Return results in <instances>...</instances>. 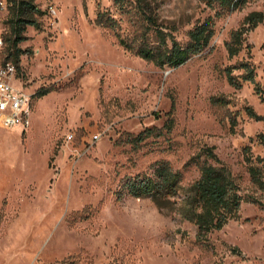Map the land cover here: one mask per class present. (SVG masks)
<instances>
[{
    "label": "rangeland",
    "instance_id": "374dc122",
    "mask_svg": "<svg viewBox=\"0 0 264 264\" xmlns=\"http://www.w3.org/2000/svg\"><path fill=\"white\" fill-rule=\"evenodd\" d=\"M34 4L45 15L35 16L39 29L27 27L13 82L32 97L31 127H0V264H264V190L246 163L250 155L264 172V24L247 35L238 56L226 48L243 19L264 10V0L220 15L200 0H156L158 22L182 44L214 19L209 46L174 69L125 51L97 25L98 12L108 10L123 37L134 32L113 0ZM247 61L256 82H243L235 70L242 83L233 87L226 70ZM43 89L50 90L38 95ZM206 148L255 203L244 202L237 219L199 240L181 210L185 189L200 177L191 160ZM158 161L183 174L163 210L124 189L126 178L150 173Z\"/></svg>",
    "mask_w": 264,
    "mask_h": 264
},
{
    "label": "trees",
    "instance_id": "16d2710c",
    "mask_svg": "<svg viewBox=\"0 0 264 264\" xmlns=\"http://www.w3.org/2000/svg\"><path fill=\"white\" fill-rule=\"evenodd\" d=\"M156 0H113L121 14L131 19L135 28L131 35L123 37L120 33L119 21L108 11L98 12L96 23L103 29L110 30L118 45L125 51L155 64L157 67L178 68L184 65L195 55L203 52L210 44L215 35L214 19L209 17L198 24L189 32V40L185 44L180 43L158 22L154 15V3ZM208 8L220 9V14L231 13L243 9L245 6L257 0H200ZM35 0H9L6 27L7 59L20 69V57L25 53L19 45L27 40L25 32L27 27L40 28L35 16L45 15L34 4ZM131 6V8H129ZM132 16L134 19H132ZM264 24V10L249 13L242 21L240 27L233 31L230 40L226 42V48L230 58L238 56L246 47L247 35L258 26ZM248 48L249 45H248ZM235 70L243 71V82H256V70L254 65L247 61L229 67L226 70L227 79L233 87H240L241 81L233 73ZM50 89H43L38 95L46 94ZM250 117H260L252 108L247 109ZM153 129L147 130L135 139L136 142L144 141ZM264 144V135L259 136ZM249 151V149H247ZM205 157L201 163L200 158ZM213 161L216 164H209ZM261 162L260 158L256 159ZM191 162L200 166V177L185 189L184 206L181 214L197 229V237L204 240L215 231L222 230L231 220L239 216L244 202L255 203L254 199L246 200L240 186L231 170L221 162L213 148H206ZM248 172L251 181L259 189L264 190L263 167L254 163L252 156H246ZM183 180L181 171L174 170L167 161H158L151 167V172L138 174L125 179L124 189L128 195L134 198H150L155 205L163 210L167 209L173 201L172 198L179 193L180 184Z\"/></svg>",
    "mask_w": 264,
    "mask_h": 264
},
{
    "label": "built area",
    "instance_id": "2783aa9c",
    "mask_svg": "<svg viewBox=\"0 0 264 264\" xmlns=\"http://www.w3.org/2000/svg\"><path fill=\"white\" fill-rule=\"evenodd\" d=\"M8 6L9 0H0V127L4 129L20 128L27 131L31 127L32 97L13 85L14 80L19 77V68L13 60L7 59L4 52ZM47 12L50 17H56V9L53 5L47 8ZM73 138V134L67 135L69 141ZM93 140H99V136H94Z\"/></svg>",
    "mask_w": 264,
    "mask_h": 264
}]
</instances>
